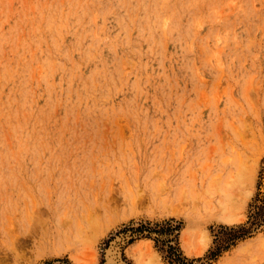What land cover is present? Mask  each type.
<instances>
[{
	"label": "rangeland",
	"instance_id": "obj_1",
	"mask_svg": "<svg viewBox=\"0 0 264 264\" xmlns=\"http://www.w3.org/2000/svg\"><path fill=\"white\" fill-rule=\"evenodd\" d=\"M261 205L264 0H0V264H264Z\"/></svg>",
	"mask_w": 264,
	"mask_h": 264
},
{
	"label": "trees",
	"instance_id": "obj_2",
	"mask_svg": "<svg viewBox=\"0 0 264 264\" xmlns=\"http://www.w3.org/2000/svg\"><path fill=\"white\" fill-rule=\"evenodd\" d=\"M253 221L252 224L253 225H257V224H261L264 221V205L259 206L257 211L255 212V214L252 215ZM233 230H235L237 232V234L239 233L240 236H238V238L243 237L244 235L247 234V232L250 231L251 227H245V226H239L238 229L232 228ZM171 252V251H170ZM221 253V250H217L212 252V257H216ZM175 254V253H173ZM172 258V262H177L179 264H187L185 261L187 260V258H185L184 256H181V253L179 252V254L177 256H170Z\"/></svg>",
	"mask_w": 264,
	"mask_h": 264
},
{
	"label": "bare ground",
	"instance_id": "obj_3",
	"mask_svg": "<svg viewBox=\"0 0 264 264\" xmlns=\"http://www.w3.org/2000/svg\"><path fill=\"white\" fill-rule=\"evenodd\" d=\"M241 170V169H240ZM228 188V187H227ZM211 205V204H210ZM199 229V228H198ZM200 233V232H199ZM208 242V241H207ZM140 245V244H139ZM142 245V244H141ZM139 249V248H138ZM149 264V263H148Z\"/></svg>",
	"mask_w": 264,
	"mask_h": 264
}]
</instances>
